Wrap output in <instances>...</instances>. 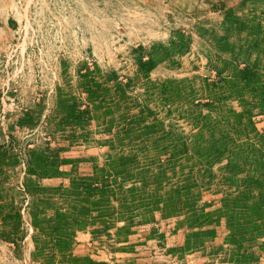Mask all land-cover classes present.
<instances>
[{
    "label": "rangeland",
    "instance_id": "1",
    "mask_svg": "<svg viewBox=\"0 0 264 264\" xmlns=\"http://www.w3.org/2000/svg\"><path fill=\"white\" fill-rule=\"evenodd\" d=\"M0 264H264V0H0Z\"/></svg>",
    "mask_w": 264,
    "mask_h": 264
}]
</instances>
